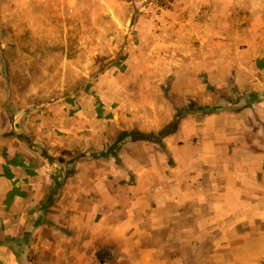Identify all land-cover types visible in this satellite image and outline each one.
<instances>
[{
  "label": "rangeland",
  "instance_id": "rangeland-1",
  "mask_svg": "<svg viewBox=\"0 0 264 264\" xmlns=\"http://www.w3.org/2000/svg\"><path fill=\"white\" fill-rule=\"evenodd\" d=\"M262 156L264 0H0V264H232L212 191Z\"/></svg>",
  "mask_w": 264,
  "mask_h": 264
},
{
  "label": "crops",
  "instance_id": "crops-1",
  "mask_svg": "<svg viewBox=\"0 0 264 264\" xmlns=\"http://www.w3.org/2000/svg\"><path fill=\"white\" fill-rule=\"evenodd\" d=\"M210 121V122H209ZM208 122L211 123V120L208 119ZM210 129V128H208ZM202 156H207L208 161L215 155L214 151L220 150V148L217 149L214 142L211 140L204 143L202 146ZM216 149V150H215ZM263 158V156H262ZM264 159V158H263ZM235 179H238L237 176H235ZM13 180H15L13 178ZM2 181H6V178H3L0 176V183ZM237 182H231L228 180V185L224 187V190L222 193H218V190L212 191V199L216 201V203L213 205V207H216V214L220 217L232 215L233 219L231 222H229V219L227 220V230L224 229V232L227 233L228 241L227 245H232L233 247L237 248L239 247V251L237 254L233 256L230 263L232 264H264V233L259 228L260 225H264V196H256L253 200L246 195L243 194V192L240 190V188L236 185ZM38 184V182H34V185ZM29 185V184H28ZM10 186V182H9ZM12 187H14L12 185ZM12 187H9L8 190H10ZM175 191L176 188L172 191H169V197L174 198L175 197ZM38 195H40L38 193ZM15 199L17 198V194L14 195ZM201 197H204L203 194H201ZM263 199V200H262ZM174 200V199H173ZM176 203V202H175ZM186 203V202H185ZM160 211V210H158ZM176 217L175 212L170 214L169 218ZM0 227H2V230L10 231L11 230V223H10V217L2 216L0 215ZM39 218L37 217V220ZM9 220V224H6V221ZM32 221V219H31ZM245 223L248 227V231L240 233L239 227H241L242 223ZM25 225H29L26 218ZM25 225L24 230H26ZM163 225V226H161ZM160 225V228H180L177 226L172 225L171 223H163ZM29 227V226H28ZM32 228V226H31ZM159 229V228H158ZM220 230H223V227L220 228ZM226 230V231H225ZM6 241H1L0 245H4Z\"/></svg>",
  "mask_w": 264,
  "mask_h": 264
},
{
  "label": "trees",
  "instance_id": "trees-1",
  "mask_svg": "<svg viewBox=\"0 0 264 264\" xmlns=\"http://www.w3.org/2000/svg\"><path fill=\"white\" fill-rule=\"evenodd\" d=\"M179 124V119L177 117H175L168 126L164 127L163 129H161L160 131H158L156 134L152 133V134H147V133H143V132H138V131H126V132H122L120 135V140L122 139H127L129 138L131 141H136V140H140V141H149V142H153V143H159L161 142V138L167 137L172 135ZM64 151L59 152L58 154L55 155V159L57 160V162H59L60 164H65L68 163L70 165L74 164L75 161L78 159V156H73L70 159H65L63 157ZM85 158V156L80 155L81 160H83ZM68 171V170H66ZM65 171V172H66ZM58 177L55 178L54 180V185L57 186V188H59L62 185V182L64 181V175H56ZM41 212V211H40ZM29 230V229H28ZM28 230H24V236H22V240L27 239V233ZM7 242V241H6ZM11 250L15 253L16 255V259L19 263L21 264H31V258H28V253L25 251L23 252V250L21 251L20 249H17L15 246H10ZM26 254V255H25ZM27 256V257H26Z\"/></svg>",
  "mask_w": 264,
  "mask_h": 264
}]
</instances>
